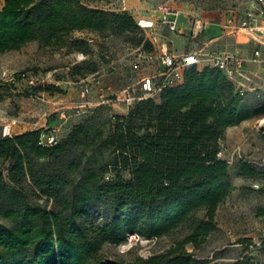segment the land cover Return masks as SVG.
Masks as SVG:
<instances>
[{
    "label": "trees",
    "instance_id": "16d2710c",
    "mask_svg": "<svg viewBox=\"0 0 264 264\" xmlns=\"http://www.w3.org/2000/svg\"><path fill=\"white\" fill-rule=\"evenodd\" d=\"M108 28L119 34L138 32L144 50H154L127 11L89 8L79 0H0V53L19 50L33 40L50 45L73 30ZM35 89L59 90L57 86ZM244 100L245 92L220 68L199 70L195 62L189 64L180 84L116 116L111 134L98 133L96 148L113 151L114 164L128 169L130 179L118 175L103 181L104 168L94 165L83 167L78 179L36 168L41 159L81 145V136H88L84 124L52 147L39 145L42 129L1 136L0 158L11 160L14 184L8 186L0 170V191L10 203L3 217L15 223L0 225V264H194L195 257L185 245H200L217 229V210L233 189L228 162L218 158V151L226 129L246 118ZM239 173L256 175L243 160ZM27 177L42 196L62 207L23 202L18 186ZM92 199L110 201L112 218L98 225L76 223ZM178 229L187 231L182 239L147 258L124 262L100 254L103 244L121 243L129 233L159 238ZM234 264L254 263L244 259Z\"/></svg>",
    "mask_w": 264,
    "mask_h": 264
},
{
    "label": "rangeland",
    "instance_id": "374dc122",
    "mask_svg": "<svg viewBox=\"0 0 264 264\" xmlns=\"http://www.w3.org/2000/svg\"><path fill=\"white\" fill-rule=\"evenodd\" d=\"M2 2L4 0H1ZM89 8H98L110 12H129L140 29L147 32V20L159 15V7L166 4L178 11L186 20L203 19L212 23H226L232 12H239L244 6L240 0H79ZM160 29V28H159ZM160 31V32H159ZM162 39L167 40L170 34L158 30ZM219 32H222L219 29ZM167 36V37H166ZM138 32L119 34L108 28L103 31L73 30L45 45L33 40L19 50L0 53V124L5 117H14L19 125L25 124L28 131L48 130L50 122L44 124L45 118L52 119V126L60 128V143L66 140L75 126L84 124L88 136H81L82 144L68 146L64 152L49 158L41 159L36 168L41 171L62 177L78 179L83 167L94 165L104 168L103 181H112L121 175L130 179L128 169L116 167L115 153L109 149H97L98 133L107 136L113 132L114 118L127 114L126 104L119 101H108L120 93L128 84L136 83L139 78L149 73L160 62L155 56L150 59L142 55L144 41L138 43ZM178 37V36H177ZM178 45L186 47L182 52H197V66H211V56L223 50H232L247 58L245 85H240L245 92L243 114L246 118L237 124L230 133H226L220 145L226 148V156H231L236 148L241 149L244 159L237 155L234 162L228 164L233 189L230 195L219 206L216 213L218 227L200 245L188 243L185 250L195 257L194 264H234L248 259L254 264H264V46L257 61L253 57L256 45L246 35L229 36L225 41L208 43L203 33L193 39L184 35L178 37ZM185 43V44H184ZM184 45V46H183ZM173 50V49H172ZM178 52V51H176ZM81 53L83 55H81ZM181 53V52H178ZM140 60L139 68L134 63ZM88 67L95 68L94 73ZM8 71L15 75L27 72L36 78V85L27 87V82L20 80L13 84L3 77ZM87 74L86 77L83 75ZM151 76V75H150ZM99 81V83H98ZM151 86L158 81L151 79ZM38 86H57L59 90H37ZM89 90H86V89ZM156 95L155 97H158ZM44 124V125H43ZM3 125H0L2 129ZM42 127V128H40ZM18 130L19 128H15ZM27 132V131H25ZM23 132V133H25ZM248 162L255 176L240 175V163ZM74 169L70 171V165ZM11 160L0 158V170L8 186L10 180ZM18 188L23 202L55 205L61 208L59 201L47 200L36 188L30 177L23 179ZM0 191V225L12 226L15 221L3 217L4 210L10 206ZM71 212H66L69 215ZM113 216L112 203L105 199H92L87 213L75 220L78 224H103ZM185 229H178L169 235L159 238H147L130 244L125 241L115 244L106 242L101 249V256L107 260L131 262L141 256L164 252L175 240L186 234Z\"/></svg>",
    "mask_w": 264,
    "mask_h": 264
},
{
    "label": "built area",
    "instance_id": "2783aa9c",
    "mask_svg": "<svg viewBox=\"0 0 264 264\" xmlns=\"http://www.w3.org/2000/svg\"><path fill=\"white\" fill-rule=\"evenodd\" d=\"M244 6L239 12H232L226 23H219L220 29L223 33L229 36L238 38L240 35H246L250 41L256 45L253 53L252 61H257L261 56V49L264 46V0H240ZM159 15L156 18L147 20V37L152 42L154 50L145 53L143 58L150 59L155 56L160 62L156 68V75L146 77L138 80L136 83L128 84L120 93L113 95V98L108 101H119L126 104L130 109L138 101L155 97L161 91L169 86L180 84L184 78V72L187 66L197 61L196 55L203 52H181L178 53L168 45V42L162 39L161 33L158 32L159 26L167 28L170 32L176 34H185V29L180 24V13L166 4H161ZM192 23V35H199L204 29L210 25L216 24L205 21L203 19L190 20ZM81 55H83L81 53ZM211 65L223 70L226 75L232 79L239 87L241 78L245 77L244 65L247 58L240 55L236 51L223 50L211 56ZM141 65L140 60L134 63V68H139ZM3 77L10 80L13 84L23 80L27 82V87L32 88L36 85V78L29 76L25 71L19 72L15 75L10 74L8 71L3 72ZM157 78L158 82L151 86V79ZM99 83V81H98ZM86 90H89L88 88ZM18 121L16 118H11L7 123L3 124L1 136H12L14 128L17 126ZM60 128L57 125L51 126L48 130H41L39 137V145L42 147H52L59 143ZM244 159L241 154V149L238 147L234 150L231 156H226V148L220 145L218 151V158L224 159L228 164L234 162L235 156ZM135 241H143V236L138 233H129L126 236L125 242L134 243Z\"/></svg>",
    "mask_w": 264,
    "mask_h": 264
},
{
    "label": "crops",
    "instance_id": "0c3cea01",
    "mask_svg": "<svg viewBox=\"0 0 264 264\" xmlns=\"http://www.w3.org/2000/svg\"><path fill=\"white\" fill-rule=\"evenodd\" d=\"M180 24H181V26L185 29V31H186V33L185 34H176V33H172V32H170L167 28H164L163 26H159V28H158V30H162V31H166V32H168V34H170V37H169V40L172 42L170 45L172 46L171 48L173 49V50H175V51H178V52H182L183 50H185V48L186 47H182V46H179L178 45V37L179 36H181V35H184V36H186L187 38H188V40L190 39V38H194L196 35H192V30H191V27H192V23L190 22V20H186L185 18H182L181 16H180ZM219 29H220V24L219 23H216V24H213V25H210V26H208V27H206L205 29H204V31L202 32L203 33V35H205L207 38H208V43L207 44H209V43H213V42H215V41H225V40H227L228 38H229V35H227V34H225V33H223V32H219ZM160 32V31H159ZM201 34V33H200ZM178 36V37H177ZM167 37V36H166ZM166 42H168L167 40H166ZM169 43V42H168ZM185 44V43H184ZM184 46V45H183ZM204 51L205 49L202 47V48H200L199 49V51ZM199 51H197V52H199ZM202 53V52H201ZM216 53H218V52H216ZM216 53H214V54H216ZM213 54V55H214ZM159 66V65H158ZM206 65H203V66H199L198 68H199V70H202L204 67H205ZM245 67H246V63H245V65H244V73H245V77H246V69H245ZM156 68H157V66H156ZM155 68V69H156ZM151 75V76H150ZM156 75V70L154 71V68H152L151 69V71H149V73H147V74H145V76H143V77H141V78H139V79H143V78H146V77H152V76H155ZM242 79L243 78H241V85H245V83H243L242 82ZM159 79H157V81H158ZM11 118H14V117H5V118H3V122H1V124L3 125V124H5V123H7ZM48 122H50L51 124H49V126H52L53 124V122H52V119H49V118H45V122H44V124L46 125ZM0 124V125H1ZM43 124V125H44ZM234 127H237V125H234V126H231V127H229V128H227L226 129V133H230L233 129H234ZM15 128H19L18 130H16ZM14 128V131H13V135H19V134H22L23 132H25V131H28V129H30V128H27V126L25 125V124H22V125H19L18 127H15ZM40 128H42V127H40ZM1 134H2V129H0V137H1Z\"/></svg>",
    "mask_w": 264,
    "mask_h": 264
}]
</instances>
